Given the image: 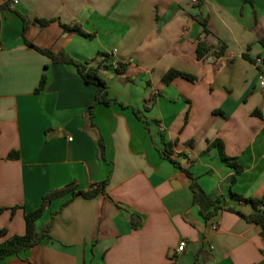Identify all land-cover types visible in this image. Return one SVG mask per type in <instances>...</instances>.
<instances>
[{
	"label": "crops",
	"instance_id": "1",
	"mask_svg": "<svg viewBox=\"0 0 264 264\" xmlns=\"http://www.w3.org/2000/svg\"><path fill=\"white\" fill-rule=\"evenodd\" d=\"M18 14L29 43L97 70L111 104L90 114L97 87L26 45ZM201 41L224 53L198 60ZM263 59L264 0H0V242L24 235L49 193L107 182L92 199H54L36 222L48 237L2 264H264L262 228L227 211L206 222L185 172L246 215L231 192L264 196ZM172 69L197 81L165 85ZM216 140L240 173L206 153Z\"/></svg>",
	"mask_w": 264,
	"mask_h": 264
},
{
	"label": "trees",
	"instance_id": "2",
	"mask_svg": "<svg viewBox=\"0 0 264 264\" xmlns=\"http://www.w3.org/2000/svg\"><path fill=\"white\" fill-rule=\"evenodd\" d=\"M256 0H243L244 4H250L253 6L255 4ZM8 3H5L2 9H7ZM18 16L21 18L23 22V37L25 34V31L27 30L30 21L26 16H23L21 14H18ZM37 23L41 27H47L51 22L49 21H37ZM200 23L203 27L204 34H208V19L203 18L200 20ZM64 31L71 32L74 34L81 35L85 37L86 39H92L94 36L93 34H88L83 31V29L80 26H63ZM24 41L26 45L29 47L35 49L36 51L40 52L43 55H46L50 58H52L55 62H61V63H70L77 67L79 74L84 79V81L88 84H92L97 87V95L94 104L89 108V113L92 114L94 105L96 104H103L105 106H109L111 104V100L108 98L107 95V85L105 81L98 75L97 70H92L87 68L86 65L76 63L75 61L69 59L65 55H62L60 57H55L51 51L38 48L34 46L33 44L29 43L25 37ZM213 51L214 54L218 57H221L224 53V50L217 51L216 48L209 46L205 41H201L197 45V59L203 60L204 57L209 53ZM245 59L250 61L251 63L257 64V61L250 60L247 55L244 56ZM260 71L264 74V59L263 64L259 67ZM117 71L120 73V66H118ZM177 78H182L190 82H196L197 78L193 75L180 72L178 70H170L163 78V83L165 85H169L171 82H173ZM45 81L42 80L37 92L42 90L44 88ZM254 115L257 117H260L264 120V116L256 111L254 112ZM97 147V152L100 158L104 157L105 153V146L103 140H96L95 142ZM214 148H219L220 156L222 160L230 167H233L236 169V173L241 172V166L237 164L236 159H230L228 158L224 153V146L223 143L220 140H216L213 143H211L206 151V153H209ZM169 148H166V156L168 157L169 161H171L174 165H177V163L171 159L169 154ZM178 166V165H177ZM186 174L193 180V183L191 184V191L193 193V204L199 208V214L200 216L206 221L210 222L213 220H216L220 214L224 211L231 212L234 214L239 215L244 220H246L248 223H255L259 225L262 228V237L264 238V196L260 198H244L242 196L236 195L231 192V198H233L238 203H242L243 205H250L252 212L248 215L244 214L239 208L236 207H229L227 206L226 200L223 198H217L213 199L209 195L205 193V191L199 186V184L196 182V180L193 178L192 174L188 171H185ZM235 182V177L233 178V183ZM107 182H103L98 184L95 188L88 190V191H75V188L73 186L53 191L49 193L48 195L44 196L42 199L41 206L35 210L34 212L26 213L25 214V224H26V232L24 235L21 236H13L8 238L7 240L0 242V264L7 259L10 256L16 255L20 253L21 251L31 249L35 246H37L39 243H41L44 239H46L48 229H44L42 232L37 231L36 222L37 220L43 215V213L46 211V209L50 206L51 202L59 198L67 193H72V198L75 197H83L85 199H92L97 197L98 195H103L105 192ZM71 198V199H72ZM7 234V231L5 229H0V237Z\"/></svg>",
	"mask_w": 264,
	"mask_h": 264
},
{
	"label": "built area",
	"instance_id": "3",
	"mask_svg": "<svg viewBox=\"0 0 264 264\" xmlns=\"http://www.w3.org/2000/svg\"><path fill=\"white\" fill-rule=\"evenodd\" d=\"M15 3H17V2H15ZM258 64L259 65H262L263 64V60H259L258 61ZM260 85L262 86V87H264V76H261V78H260ZM217 228V226H214V229H216ZM185 248H186V243L185 242H181L180 244H179V247H178V249H177V253L178 254H181L182 252H184L185 251Z\"/></svg>",
	"mask_w": 264,
	"mask_h": 264
},
{
	"label": "rangeland",
	"instance_id": "4",
	"mask_svg": "<svg viewBox=\"0 0 264 264\" xmlns=\"http://www.w3.org/2000/svg\"><path fill=\"white\" fill-rule=\"evenodd\" d=\"M245 207H247V208H250V209H251L250 205H245Z\"/></svg>",
	"mask_w": 264,
	"mask_h": 264
}]
</instances>
